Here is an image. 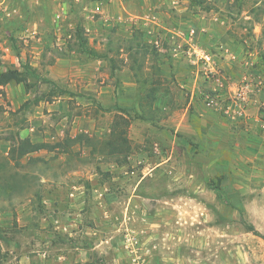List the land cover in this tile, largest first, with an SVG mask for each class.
<instances>
[{
	"label": "rangeland",
	"instance_id": "1",
	"mask_svg": "<svg viewBox=\"0 0 264 264\" xmlns=\"http://www.w3.org/2000/svg\"><path fill=\"white\" fill-rule=\"evenodd\" d=\"M18 69L0 264H264V0H0Z\"/></svg>",
	"mask_w": 264,
	"mask_h": 264
},
{
	"label": "trees",
	"instance_id": "2",
	"mask_svg": "<svg viewBox=\"0 0 264 264\" xmlns=\"http://www.w3.org/2000/svg\"><path fill=\"white\" fill-rule=\"evenodd\" d=\"M25 69V68H24ZM22 70H7L0 71V85L10 83L13 81L21 82L22 81ZM36 101H39L38 99ZM250 229H254L253 226H250Z\"/></svg>",
	"mask_w": 264,
	"mask_h": 264
},
{
	"label": "built area",
	"instance_id": "3",
	"mask_svg": "<svg viewBox=\"0 0 264 264\" xmlns=\"http://www.w3.org/2000/svg\"><path fill=\"white\" fill-rule=\"evenodd\" d=\"M97 9H98V10L100 9V6H99V5L97 6Z\"/></svg>",
	"mask_w": 264,
	"mask_h": 264
}]
</instances>
